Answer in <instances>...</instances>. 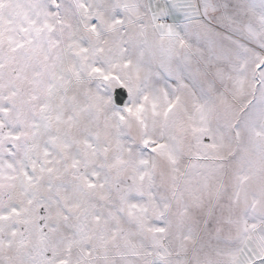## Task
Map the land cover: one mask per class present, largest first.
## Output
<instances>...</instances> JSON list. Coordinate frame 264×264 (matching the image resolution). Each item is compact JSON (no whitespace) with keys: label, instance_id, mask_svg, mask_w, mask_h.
Here are the masks:
<instances>
[{"label":"snow or ice","instance_id":"1","mask_svg":"<svg viewBox=\"0 0 264 264\" xmlns=\"http://www.w3.org/2000/svg\"><path fill=\"white\" fill-rule=\"evenodd\" d=\"M0 264H264V0H0Z\"/></svg>","mask_w":264,"mask_h":264}]
</instances>
